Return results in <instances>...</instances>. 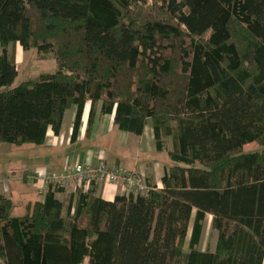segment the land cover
Returning <instances> with one entry per match:
<instances>
[{
	"label": "trees",
	"instance_id": "16d2710c",
	"mask_svg": "<svg viewBox=\"0 0 264 264\" xmlns=\"http://www.w3.org/2000/svg\"><path fill=\"white\" fill-rule=\"evenodd\" d=\"M16 44L56 70L14 85ZM97 103L119 131L151 123L161 187L49 184L22 215L0 194V264H263L264 149L243 148L264 145V0H0V144L41 146L72 107L74 140Z\"/></svg>",
	"mask_w": 264,
	"mask_h": 264
},
{
	"label": "crops",
	"instance_id": "0c3cea01",
	"mask_svg": "<svg viewBox=\"0 0 264 264\" xmlns=\"http://www.w3.org/2000/svg\"><path fill=\"white\" fill-rule=\"evenodd\" d=\"M16 67L22 61L23 50L16 44L15 48ZM76 108L72 107L65 111L60 132L53 135L51 131L46 134L45 142L41 146H35V170L52 174H63L67 166L77 163L95 165L99 160L108 165H116L125 173L139 176L145 184L161 187V176L169 161L165 152L156 149L151 123L147 122L140 136L119 131L113 124V114L102 115L100 103L91 107L86 104L81 114L80 125L76 138L71 140L72 125L75 118ZM91 119L90 125L88 124ZM14 146V145H13ZM12 151L4 149L1 153L7 154ZM13 159L0 160V168L5 167L9 177H0V194L9 198L15 206L22 207L23 211L28 203L41 201L44 193V185H39V197L35 194V181L27 180L25 171L19 178L16 175L18 164ZM50 170V171H48ZM72 193V188H67L56 194L59 200ZM98 194L106 201H112L120 190L111 186L100 185ZM37 199V200H35ZM211 216L207 215L205 219ZM264 264V260H263Z\"/></svg>",
	"mask_w": 264,
	"mask_h": 264
},
{
	"label": "rangeland",
	"instance_id": "374dc122",
	"mask_svg": "<svg viewBox=\"0 0 264 264\" xmlns=\"http://www.w3.org/2000/svg\"><path fill=\"white\" fill-rule=\"evenodd\" d=\"M22 61L20 64L16 67L17 69V77L15 79L14 85H17L21 83L22 81H25L28 78H35L43 73H53L56 70L54 58L52 55H48L44 58H41L40 55L35 50L30 51H23L22 53ZM4 149L12 151L4 154L1 153ZM262 149H264V145L251 143L247 144L243 148V152L250 153V152H259ZM11 158L13 159L15 163L18 164V169L16 171V175L19 178L25 171H30L31 173H35L36 171H43L35 170V145L32 144H26L19 147L9 145V144H0V160ZM5 167L0 168V177H9L10 173L6 172ZM46 171V170H45ZM50 171V170H48ZM39 181H35L33 185H35V194L39 197V191L40 187L38 184H36ZM144 182V181H143ZM72 187H70L71 190ZM120 190V188H118ZM37 200V199H35ZM16 215H22L24 213L22 207H17ZM216 232H213L210 228V221L209 218L205 219L203 223L202 228V234L200 238V242L198 245V248L201 251L209 250L213 251L215 248L216 243Z\"/></svg>",
	"mask_w": 264,
	"mask_h": 264
},
{
	"label": "built area",
	"instance_id": "2783aa9c",
	"mask_svg": "<svg viewBox=\"0 0 264 264\" xmlns=\"http://www.w3.org/2000/svg\"><path fill=\"white\" fill-rule=\"evenodd\" d=\"M27 180L41 181L44 187L49 184L63 189L72 187V191L77 188L86 190L91 185L120 188V194L125 195H137L147 191L146 184L139 176L125 173L116 165H108L103 160H99L95 165L77 163L67 166L63 174L36 171L28 174Z\"/></svg>",
	"mask_w": 264,
	"mask_h": 264
}]
</instances>
